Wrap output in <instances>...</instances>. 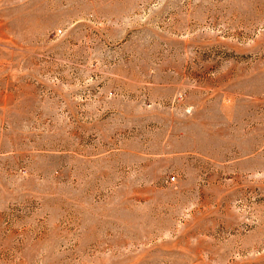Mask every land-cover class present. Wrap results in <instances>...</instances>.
Listing matches in <instances>:
<instances>
[{"label":"rangeland","instance_id":"374dc122","mask_svg":"<svg viewBox=\"0 0 264 264\" xmlns=\"http://www.w3.org/2000/svg\"><path fill=\"white\" fill-rule=\"evenodd\" d=\"M0 264H264V0H0Z\"/></svg>","mask_w":264,"mask_h":264}]
</instances>
